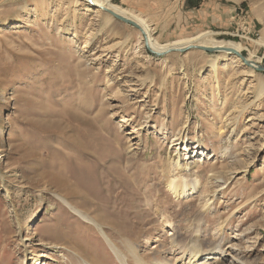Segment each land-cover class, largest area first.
I'll list each match as a JSON object with an SVG mask.
<instances>
[{
	"label": "rangeland",
	"instance_id": "obj_1",
	"mask_svg": "<svg viewBox=\"0 0 264 264\" xmlns=\"http://www.w3.org/2000/svg\"><path fill=\"white\" fill-rule=\"evenodd\" d=\"M110 3L154 50L230 39L264 64V0ZM88 4L0 0V264H122L114 246L174 264L194 231L204 254L221 240L227 263L264 264V71L235 74L218 45L154 55ZM196 152L199 195L178 198L169 170Z\"/></svg>",
	"mask_w": 264,
	"mask_h": 264
},
{
	"label": "bare ground",
	"instance_id": "obj_2",
	"mask_svg": "<svg viewBox=\"0 0 264 264\" xmlns=\"http://www.w3.org/2000/svg\"><path fill=\"white\" fill-rule=\"evenodd\" d=\"M85 2L93 4L97 6L98 8V15L102 18L103 22L105 25H110L113 19H119L122 20L128 24H131L135 27H137L143 35L146 38V44L147 48L151 53L156 54V53H165V52H170V51H186V49H203L207 50L210 49L211 47L218 45V51L220 52H225V53H234V61L236 62V70L234 71L235 74H245V75H250L252 73H255L256 70H259L262 65L260 61H258L255 57L252 56H244L242 52V48H237L235 43L232 42L230 39H220L217 41H210L207 43L206 47L205 45H194L190 44L187 46V48L182 49L180 47L178 48H169L166 49L165 51H157L154 50L151 46V42L149 41V36L146 34L145 29L143 28L142 21L139 18H134L131 16V14H128L127 11L125 10H120V9H115L112 4L110 3V0H103V1H98V0H84ZM88 6H91L88 4ZM101 13V14H100ZM241 64V66L239 65ZM243 65V66H242ZM212 66L215 71L218 70V64L216 60L212 61ZM239 67H241V70H239ZM259 91L263 92L264 91V79L259 80ZM229 124V123H228ZM183 144L182 142L177 143ZM187 148V147H186ZM229 145L224 147L223 154H227L229 151ZM224 156V155H223ZM193 157H198L196 161H190L186 165H184L181 161H176L172 164V167L169 170V176H167V188L178 198H185L193 194H198L200 191V186H201V179L199 178L198 174L195 172L194 174H188V172L192 171L194 166H196V162H201L203 161L204 158H206V155L204 152H196L195 155L188 157V160H192ZM234 164L238 165L241 160L239 158H235L233 161ZM238 163V164H237ZM235 167L234 170L232 169V174L235 173ZM212 174V173H211ZM214 180H218V178H224L222 174L219 173H214L211 176ZM209 179V178H208ZM221 180V179H220ZM224 180V179H223ZM225 182V181H224ZM223 182V183H224ZM213 183V182H212ZM215 183V182H214ZM222 188V187H221ZM215 191V189H214ZM217 191V190H216ZM205 192L201 191L200 194L204 195ZM217 193V192H216ZM215 196V192L213 193ZM211 195V193H210ZM206 196V195H205ZM204 196V197H205ZM208 196V195H207ZM60 200L70 209L72 212L83 218L84 220H90L89 216H87L80 208L76 207L74 204H72L67 198L59 196ZM204 202V201H203ZM214 202V201H213ZM205 205H210L212 204L211 199L205 198ZM198 230V229H197ZM175 233V232H174ZM177 233V231H176ZM221 234V233H220ZM173 235V234H172ZM191 235V234H190ZM222 237V236H221ZM221 237L219 239H221ZM173 248L174 250L177 251V263L174 264H206L208 260H214L218 263V261L222 264H238L240 260V256L233 252L230 253V257L233 258V261H229L227 263L225 259V255L223 251H221V240L215 241V244L213 246H209L210 249H206L207 253H203L201 250L203 249V245H205L203 241V236L199 231H194L193 235L184 239V240H179L178 236L175 235L173 238ZM109 241V240H108ZM111 241V240H110ZM112 242V241H111ZM113 243V242H112ZM210 243L209 245H211ZM114 246V245H113ZM233 246V245H232ZM114 250L120 255H118L121 259L122 264H129L127 256L123 255L119 248L116 246L113 247ZM228 248V247H227ZM204 250V249H203ZM223 250V249H222ZM235 253V254H234ZM131 254L134 257V260L136 261L137 264H149L145 262L142 258L139 257V255L134 251L131 250ZM35 264H46L44 262H40L38 258L35 256ZM120 261V260H119ZM231 262V263H230ZM153 264H172L170 262H163V261H155Z\"/></svg>",
	"mask_w": 264,
	"mask_h": 264
},
{
	"label": "water",
	"instance_id": "obj_3",
	"mask_svg": "<svg viewBox=\"0 0 264 264\" xmlns=\"http://www.w3.org/2000/svg\"><path fill=\"white\" fill-rule=\"evenodd\" d=\"M90 2H91V0H89ZM169 52H165V53H156V54H154V55H157V56H163V55H165V54H168ZM259 71H264V65H262L261 66V68L259 69Z\"/></svg>",
	"mask_w": 264,
	"mask_h": 264
}]
</instances>
